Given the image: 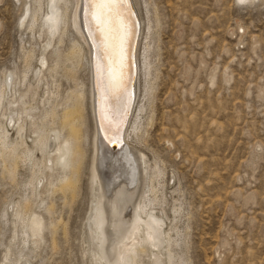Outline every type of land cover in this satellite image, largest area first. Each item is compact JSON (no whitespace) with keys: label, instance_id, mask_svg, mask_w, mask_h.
<instances>
[{"label":"rangeland","instance_id":"1","mask_svg":"<svg viewBox=\"0 0 264 264\" xmlns=\"http://www.w3.org/2000/svg\"><path fill=\"white\" fill-rule=\"evenodd\" d=\"M69 1L72 6L74 0ZM134 1L144 21L143 0ZM146 3L153 26L149 58L156 78L148 100L144 99L147 113L132 146L144 158L145 184L152 166L158 164L162 172L159 187L155 186L162 196L165 228L175 225L180 232L179 246L173 251L184 259L183 264H264V0ZM34 6L33 0H0V82L9 74L11 79L21 75L27 51L32 56L24 85L34 82L33 70L47 39L42 19L45 0L33 29L28 27ZM55 6L61 11L62 1ZM61 26L60 13L52 46L43 53L47 67L55 61L57 67L52 73L42 71L36 97L29 94L25 101L35 107L36 116L55 109L53 124L48 117L41 124L48 132L58 130L63 107L70 106L76 84L82 83L83 160L75 194L66 192L63 198L57 192L40 205L51 201L53 213L36 208L38 200H31L30 209L42 217L43 224L31 264H89L90 259L89 253H83L87 248L83 241L95 131L91 70L85 62L75 74L65 73L70 68L66 60L70 42L80 39L70 24L65 33ZM138 86L142 88V76ZM46 89L55 96L42 105ZM62 132L65 137L66 131ZM29 172L28 166H22L10 181L0 169V261L10 236L14 238L11 258L28 245L22 244V229L18 221L11 224L10 213L28 193L24 184ZM174 206L180 208L178 214L172 213ZM51 223H56L53 233Z\"/></svg>","mask_w":264,"mask_h":264},{"label":"bare ground","instance_id":"2","mask_svg":"<svg viewBox=\"0 0 264 264\" xmlns=\"http://www.w3.org/2000/svg\"><path fill=\"white\" fill-rule=\"evenodd\" d=\"M33 1L35 6L28 22L30 30L33 29L42 7V0ZM57 1L63 3L61 11L55 6ZM236 1L244 3L251 0ZM89 4L90 0H74L72 6L69 0H45L42 19L46 26L47 39L37 59L38 67L33 70L34 82L31 83L29 80L24 85L29 67L28 59L32 56L28 51L24 55L27 63L21 75L11 79L12 75L9 74L6 80L0 82L1 176L4 178L7 176L6 179L14 181L17 170L22 166H28L30 171L29 178L24 184L26 188L24 190L28 193L22 201L14 203L10 213L11 224L14 225L18 221L22 229V244L28 245L16 258H11L14 238L10 236L0 264H31L33 253L39 246L38 240L41 239L43 226L42 217L30 209L31 200L37 199L39 204L36 208H39L45 198L57 192L65 198L66 192L73 195L76 191L78 172L83 160L82 143L85 139L81 132L85 112L82 83L75 82L78 87L70 97L72 103L68 107H63L59 118L60 126L58 130H50V133L47 128L46 130L42 127L41 121L48 117L49 121L51 120L50 124H53V119L57 115L55 109L44 111L43 108L44 112L36 116L33 111L35 107L25 101L29 94L30 98L36 97V90L44 77L42 71L52 73L57 67L56 61L47 67L43 53L52 46L51 37L56 31L60 13L63 33L70 24L80 39V41L72 39L70 42V48L66 53L70 68L69 70L66 68L65 73L69 71L75 74L78 69L80 71L84 67L85 62L90 64L91 70L95 131L90 173L92 188L84 223L86 232L84 231L83 242L87 248L83 253L84 255L89 253V264H183L184 259L173 251V247H177L180 242V232L175 225H171L174 218L170 222L171 226L165 228V215L161 207L163 201L160 198L162 196H159L161 193L159 194V188L157 189L162 172L158 169V164L156 167L152 166L145 184L142 181L145 172L144 158L132 146L147 113L144 99L148 100L151 83L156 78L152 76L149 58L153 26L151 27L152 19L149 18L151 15L146 0L142 1L144 21L138 16L135 1L127 0L125 16L128 36L124 48L123 69L115 63L110 65L103 35L92 20L90 12L87 17L85 15V9ZM27 11L28 9L25 10ZM20 21H24V17H20ZM84 47L89 54V61L85 58L87 56H84L86 51ZM54 52L57 59L58 51ZM97 68L100 69L99 72ZM110 68L113 69L112 73ZM141 76L142 88L139 89ZM70 77L73 78V75L70 74ZM133 85L135 97L131 104L128 101ZM21 86L24 87L22 90ZM52 91L46 89V96L40 100L42 105L47 104L49 99L55 96ZM105 112L110 113L104 119L103 125L108 132L107 138L101 131V119L104 118ZM63 130L66 131L65 137ZM121 142L124 143L123 146H120ZM41 206L40 208L44 207L47 214L53 213L51 201ZM171 211L178 214L180 208L174 206ZM2 216H5V212ZM56 223H51V233L55 232Z\"/></svg>","mask_w":264,"mask_h":264},{"label":"snow or ice","instance_id":"3","mask_svg":"<svg viewBox=\"0 0 264 264\" xmlns=\"http://www.w3.org/2000/svg\"><path fill=\"white\" fill-rule=\"evenodd\" d=\"M127 0H90V4L85 9V15L91 14L97 28L103 35L106 55L109 63H115L120 69L124 67V48L128 36V24L126 22L125 9ZM99 72L100 69L97 68ZM113 69L110 68V73ZM121 75L123 72L121 71ZM110 113L105 112L101 119V131L105 138L108 137L107 130L104 129V119ZM117 131L119 129L117 128Z\"/></svg>","mask_w":264,"mask_h":264},{"label":"water","instance_id":"4","mask_svg":"<svg viewBox=\"0 0 264 264\" xmlns=\"http://www.w3.org/2000/svg\"><path fill=\"white\" fill-rule=\"evenodd\" d=\"M129 95H130V97L132 96V87H131V90H130V94ZM120 146H122V145H120ZM116 148H118V147H116Z\"/></svg>","mask_w":264,"mask_h":264}]
</instances>
